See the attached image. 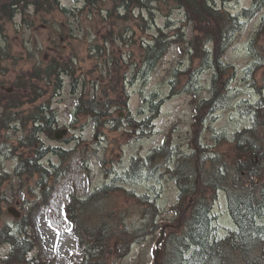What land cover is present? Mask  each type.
Instances as JSON below:
<instances>
[{"label":"rangeland","instance_id":"1","mask_svg":"<svg viewBox=\"0 0 264 264\" xmlns=\"http://www.w3.org/2000/svg\"><path fill=\"white\" fill-rule=\"evenodd\" d=\"M59 1L62 9L58 5L37 14L31 12L23 20V26L15 29L13 25L9 33L0 35V48L8 53V58L0 64L1 68H7L0 70L1 84L8 86L9 79L16 77L21 68L43 66L53 57L69 62L68 71L74 80L73 87L71 77L62 73L58 91L57 88L53 91V77L37 82L44 89L38 101L45 104L51 101L55 119L51 134L40 133V141L34 146H24L18 141L19 138L21 142L31 140L27 128L17 127L21 131L16 133L7 129L8 125L0 129V174L3 175L0 227H8L13 234L16 230L18 233L17 224L26 229V235L34 242L27 253L28 259L35 258L39 264H80L82 256L64 219L63 207L72 192L75 197L91 195L90 200L102 199L106 195L102 194V186L111 182L117 189L110 202L120 210L113 208L100 215L114 218L120 215L118 211L123 212L129 228L132 222H142V211L147 215L156 213L157 229L146 234L141 242L131 241L126 254L123 248L110 245L105 254L107 264H158L163 247L157 242L163 241L167 231L180 226L181 217L196 194L182 195L179 203V189L173 176L177 160L191 152L193 144L213 147V137L217 134L224 132L229 137L251 124L246 110L250 102L258 99V87L264 97L262 70L250 77L246 73L253 63L250 41L264 19V5L241 21V28L221 56V61L233 68V75L228 88L223 87L217 107L201 121L193 110L192 91L196 90L198 97H209L214 69L201 62L199 50L212 54V43L194 39L196 50L189 49V41L180 46L173 43L151 70L140 71L145 47L160 29L179 39L177 27L186 24L183 9L170 0L150 1L144 8L129 4L123 9L118 6L120 0H95L93 4H85L83 0ZM251 3L252 0H215L214 4L237 14ZM184 33V40L196 35L190 26H185ZM263 40L264 31L258 45ZM226 78H221L222 85ZM81 96L85 102L104 101L110 108L103 111L104 117L95 120L97 117L88 112H76L75 100ZM239 104L243 107L239 108ZM34 107L32 102L24 109L33 112ZM128 115L131 123L126 118ZM143 120L145 123L136 125ZM100 122L108 123L99 126ZM10 124L13 126L14 122ZM58 133L59 138L55 136ZM162 143L169 146V156L162 168L154 169V175L142 174L133 180L123 177L132 157L145 159ZM216 148L224 149L225 145ZM36 150L43 157L38 158ZM22 161L28 165L20 175L14 173L17 163ZM34 161L47 173L31 170L29 165ZM42 195H48V199L43 201ZM140 195H147V200L142 203ZM211 216L215 236L225 237L235 228L224 192H219L214 200ZM91 219L93 215L86 218ZM258 222L264 223V214ZM95 228L91 224V229ZM110 236L106 234L104 241L108 242ZM9 253L10 245L0 240V264ZM233 261L246 264L239 257Z\"/></svg>","mask_w":264,"mask_h":264},{"label":"trees","instance_id":"2","mask_svg":"<svg viewBox=\"0 0 264 264\" xmlns=\"http://www.w3.org/2000/svg\"><path fill=\"white\" fill-rule=\"evenodd\" d=\"M85 1L93 4L95 0ZM133 1L139 3L133 4L131 1L129 3V0H120L118 6L120 5L122 9L129 4L139 5L143 8L148 6L147 3L144 4L140 0ZM170 1L184 10V23L186 24L177 27L180 31L179 39L175 35L168 36L166 32L160 29L159 34L145 47V52L140 61L142 63L140 64V71L144 73L151 70L155 63L169 51L173 43H178L180 46V43L189 41L190 50L191 48L196 50L194 39H199L204 44L212 43V54L205 49L199 50L202 54L201 62L214 69L208 89L209 97H198V92L192 91L195 101L193 110L196 116L204 121L217 107L221 98V91L223 87H225L224 89L228 88V80L233 75V68L231 65L222 62L221 56L229 46L234 34L241 28L242 19L254 15L264 5V0H252L248 8H243L237 14H232L224 8H216L215 0ZM54 4L55 0H0V35L7 32L5 29L7 22L12 21L16 14L24 13L27 7L32 6L37 13L48 10ZM185 26H190L192 34L193 30L196 33L189 40H184ZM263 31L264 19L259 23L250 41L249 47L253 55V63L246 69L248 77L253 76L255 71L261 69L264 79V40L261 45H258ZM2 55L7 57L8 53L2 52ZM68 68L69 62L67 60H59L56 57L51 58L43 69H39L37 66L29 69L21 68L12 81L13 89L11 91L0 90V129H4L6 125L10 126L11 122L15 124L32 116L34 112L24 109V106L38 99L42 92L38 93V90H44L37 82L53 77L55 84L53 91L56 88L58 91L61 88V74L66 73L71 77V85L74 87V80ZM226 76L228 77L226 78ZM222 77L226 78L224 85H222L224 80L221 79ZM257 92L258 99L255 102H250L249 109L246 110L252 119L249 126L234 131L229 137L224 132L217 134L213 137V147L202 145L199 142L193 144L190 148L191 152H187L185 156L177 160L173 169V176L179 189V203L182 195L189 192H196V194L188 209L183 213L180 226L177 225L178 227L176 226L174 230L165 233L161 242L162 256L158 264H204L209 259L205 254L214 242L224 243V251L220 259L225 264H234L233 259L238 257L246 264H264V241L257 244L260 249L254 256L255 262L249 261L244 250L239 248L242 247L241 234L246 237L251 235V226L264 230V223L258 222V218L264 214V97L261 87L257 88ZM75 101L76 112H88L93 117H97L95 120L101 116L104 117L106 112L103 111L110 108V105L104 101L98 102V100L90 99L85 102L82 96ZM241 107L243 106L239 104V108ZM34 111L38 114L34 118L36 122L27 129V135L31 140L20 142L21 145L34 146L40 141L38 135L41 132L47 135L52 132L55 115L49 106V102L46 104L42 102L39 107L36 106ZM2 119H7V121H2ZM131 119L128 115L127 120L130 123ZM141 122H137L136 125H142L145 120ZM96 123L94 122V124ZM220 145H225L227 148L218 150L216 146ZM198 151H200L199 155ZM42 155L43 153L39 151L36 153L38 158L43 157ZM18 156L19 160H22L21 154ZM168 156L169 146L162 143L159 148H154L145 159L132 157L127 170L123 172V177L133 180L141 175L139 170L141 171L143 167L148 176L154 175V169L162 168ZM26 165H28L26 161L18 162L14 173L20 175ZM29 167L34 172L39 170L47 173L46 169L37 161L31 162ZM0 179H3L1 174ZM115 189L117 188L111 182L104 184L101 191L102 194L106 195L96 201L90 200L91 195L84 198L71 195L64 207L66 219L71 222L78 245L82 248L80 264H107V255L105 254L110 245L123 248L126 254L131 241L141 242L146 234L157 229L156 213L147 215L142 211V222H132L129 224V228L124 220L123 212L118 211L120 215L114 218L101 216V213H106L113 208L120 210L118 206L114 207V204L110 202ZM220 190L225 192L228 211L236 229L230 231L223 238L214 236L212 230L214 239L212 240L208 239L206 232L212 228V223H210L211 207ZM146 196L140 195L138 197L143 203L148 198ZM146 203L148 202L146 201ZM91 215L94 219L86 220ZM243 218L248 219L244 228L241 224ZM91 224L98 229L102 227L103 229L101 231H98L97 228L91 229ZM15 228L18 229L19 234L16 229L15 234H13L8 227H0V240L10 245V253L7 257L2 258L1 262L3 264H39V261L35 262V258H27V253L32 249L34 242L30 236L26 235V229H22L19 224ZM106 234H111L108 242L104 241ZM175 247L179 248L176 252H174ZM173 256H175L174 259H172Z\"/></svg>","mask_w":264,"mask_h":264},{"label":"bare ground","instance_id":"3","mask_svg":"<svg viewBox=\"0 0 264 264\" xmlns=\"http://www.w3.org/2000/svg\"><path fill=\"white\" fill-rule=\"evenodd\" d=\"M153 1H159V0H153ZM166 1L167 0H165V2ZM140 2H143L145 4L147 2H150V0H143V1L140 0ZM40 91L41 90H38L37 92L40 93ZM40 95H39L38 99L40 98ZM38 99H36L33 102V104L35 106L33 108L34 110H36V106L39 107L40 104L42 103V102L38 101ZM34 110H33L34 113L32 114V116L28 117L27 119H25L22 122L14 124L13 126L12 125H10V126L8 125L7 129H11L14 133H16L18 131H21V130H18L17 127H25V129L26 128L28 129V127H30L31 125H33V123L36 122V121H34V118L38 116V114ZM116 119L118 120L119 117L117 116ZM4 120L7 121V119H2V121H4ZM107 123L108 122H105L104 125H106ZM100 124L102 125L101 122L99 123V126H100ZM125 124H126V122H125ZM104 125H102V126H104ZM119 125L122 126L123 123L120 122ZM94 126L98 130L97 123L94 124ZM18 141L21 142L22 139L20 140V138H19ZM139 173L141 175L142 174H144V175L147 174V172H146L144 167L141 169V171L139 170ZM211 218H212V216H211ZM211 218H210V223L212 222ZM247 221H248L247 218L241 219V224H243V228H244V226L247 225V223H246ZM250 229H251V235H249L248 237H246L244 234H241V239L240 240H241V243H242V247L240 246L239 248H242L244 250L245 255L249 258V261L255 262V257L254 256L256 255L257 251L260 249V247L257 244L259 242H263L264 241V230L257 229L254 226H251ZM210 230H211V232H210ZM210 230L209 229L207 230L206 235H208L207 236L208 239L210 238V239L214 240L213 237H212V230H213V233H214V236H215V231H214L213 226H212V228H210ZM195 235L197 236V233ZM258 235L260 236L259 238H258ZM257 238H258V240H257ZM255 246H256V249H255ZM178 249H179L178 247H175L174 252H176V250H178ZM223 251H224V243H222V242H220V243L214 242L212 244V246L210 247V250L207 252V254H205L206 256H208L209 259L204 264H225L220 259L221 255L223 254ZM174 258H175V256L172 257V259H174ZM226 264H232V263H226Z\"/></svg>","mask_w":264,"mask_h":264},{"label":"water","instance_id":"4","mask_svg":"<svg viewBox=\"0 0 264 264\" xmlns=\"http://www.w3.org/2000/svg\"><path fill=\"white\" fill-rule=\"evenodd\" d=\"M57 137H59V135H57ZM11 211V209H9Z\"/></svg>","mask_w":264,"mask_h":264}]
</instances>
